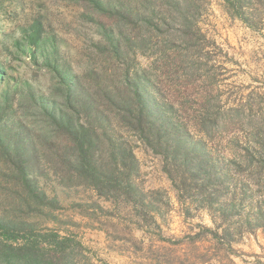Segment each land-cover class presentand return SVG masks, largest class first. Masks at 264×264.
Listing matches in <instances>:
<instances>
[{
    "label": "trees",
    "instance_id": "16d2710c",
    "mask_svg": "<svg viewBox=\"0 0 264 264\" xmlns=\"http://www.w3.org/2000/svg\"><path fill=\"white\" fill-rule=\"evenodd\" d=\"M57 1L77 7L92 30L89 58L76 72L56 47L45 54L39 33L33 44L48 91L23 93L24 115L0 105V264H94L76 234L62 233L58 195L42 182L48 175L92 192L101 210L107 201L159 227L164 195L145 188L129 137L162 157L179 199L210 215L214 227L202 228L213 236L233 243L264 230V113L248 118L239 104L217 114L210 99L196 108L164 87L170 74L193 79L201 69L207 0ZM224 1L247 26L264 24V0ZM231 125L248 132L220 151L212 142Z\"/></svg>",
    "mask_w": 264,
    "mask_h": 264
},
{
    "label": "rangeland",
    "instance_id": "374dc122",
    "mask_svg": "<svg viewBox=\"0 0 264 264\" xmlns=\"http://www.w3.org/2000/svg\"><path fill=\"white\" fill-rule=\"evenodd\" d=\"M0 3V65L4 68L0 105L24 115L29 107L22 106L19 97L37 90L48 91L50 86L44 58L33 44L38 34L46 40V55H55L56 47L60 63L73 62L74 70L82 72L89 58L92 30L89 32L80 10L69 2ZM199 24L207 35L203 44L207 53L197 63L201 69L193 79H177L170 74L164 86L169 97L196 108L210 99L217 114L239 104L248 107V118H256L257 111L264 113V24L257 29L247 26L232 14L224 0H207ZM142 61L146 63L145 59ZM8 104L11 106L7 107ZM247 128L241 130L231 125L227 132L217 135L212 145L225 151L227 141L234 135H245ZM129 140L135 145L145 188L164 195L166 205L156 215L159 227L127 214V210L116 209L107 201L98 202L102 210L91 205L88 198L92 192L85 188L65 189L49 175L42 180L51 195H58L62 233L76 234L87 247L92 263L264 264L263 229L245 233L233 243L213 236L202 228L214 227L210 215L179 199L163 171L162 157L135 137Z\"/></svg>",
    "mask_w": 264,
    "mask_h": 264
}]
</instances>
